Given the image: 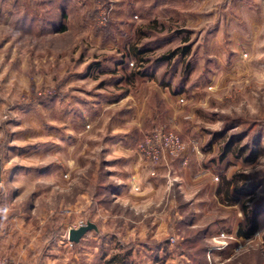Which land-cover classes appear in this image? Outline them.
I'll return each instance as SVG.
<instances>
[{"label":"rangeland","instance_id":"1","mask_svg":"<svg viewBox=\"0 0 264 264\" xmlns=\"http://www.w3.org/2000/svg\"><path fill=\"white\" fill-rule=\"evenodd\" d=\"M0 161L49 264H264V0H0Z\"/></svg>","mask_w":264,"mask_h":264},{"label":"crops","instance_id":"2","mask_svg":"<svg viewBox=\"0 0 264 264\" xmlns=\"http://www.w3.org/2000/svg\"><path fill=\"white\" fill-rule=\"evenodd\" d=\"M23 222L19 218L0 216V252L12 264H49L50 258L45 252L47 244L43 243L44 247L37 248L42 244V239L34 233L29 235L28 226Z\"/></svg>","mask_w":264,"mask_h":264},{"label":"built area","instance_id":"3","mask_svg":"<svg viewBox=\"0 0 264 264\" xmlns=\"http://www.w3.org/2000/svg\"><path fill=\"white\" fill-rule=\"evenodd\" d=\"M138 149L152 160H159L169 155L178 157L184 150V142L176 132L158 133L157 135H147L138 141ZM81 223L80 225H84ZM0 264H10L9 260L0 254Z\"/></svg>","mask_w":264,"mask_h":264},{"label":"water","instance_id":"4","mask_svg":"<svg viewBox=\"0 0 264 264\" xmlns=\"http://www.w3.org/2000/svg\"><path fill=\"white\" fill-rule=\"evenodd\" d=\"M1 170H2V166L0 161V182L2 180ZM92 229H97V225L91 221L77 228H71L69 230V238L74 242H78L88 231Z\"/></svg>","mask_w":264,"mask_h":264},{"label":"trees","instance_id":"5","mask_svg":"<svg viewBox=\"0 0 264 264\" xmlns=\"http://www.w3.org/2000/svg\"><path fill=\"white\" fill-rule=\"evenodd\" d=\"M224 183L226 184V188H225L226 197L230 198L228 186H231L233 184V179L226 180V181H224ZM219 190L221 191L222 188L220 187ZM249 220H250L251 225L249 226L248 229H243L242 227H240V229L238 231L239 235L251 237L257 231L258 222H257L256 216L255 217L249 216Z\"/></svg>","mask_w":264,"mask_h":264}]
</instances>
